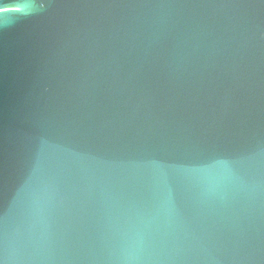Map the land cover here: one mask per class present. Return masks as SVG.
<instances>
[{
    "label": "water",
    "instance_id": "95a60500",
    "mask_svg": "<svg viewBox=\"0 0 264 264\" xmlns=\"http://www.w3.org/2000/svg\"><path fill=\"white\" fill-rule=\"evenodd\" d=\"M0 264H264V0H0Z\"/></svg>",
    "mask_w": 264,
    "mask_h": 264
}]
</instances>
